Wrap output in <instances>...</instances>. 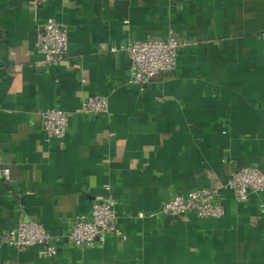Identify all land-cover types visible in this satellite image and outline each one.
<instances>
[{
	"label": "crops",
	"instance_id": "crops-1",
	"mask_svg": "<svg viewBox=\"0 0 264 264\" xmlns=\"http://www.w3.org/2000/svg\"><path fill=\"white\" fill-rule=\"evenodd\" d=\"M50 17L69 51L39 66ZM172 35L187 42L176 69L130 83L125 47ZM94 94L108 113L81 110ZM48 108L70 114L64 138L46 136ZM244 166L264 171V0H0V264H264L263 192H223L221 217L137 216ZM109 196L124 235L70 242L73 216ZM20 219L53 233L57 255L3 243Z\"/></svg>",
	"mask_w": 264,
	"mask_h": 264
},
{
	"label": "built area",
	"instance_id": "built-area-1",
	"mask_svg": "<svg viewBox=\"0 0 264 264\" xmlns=\"http://www.w3.org/2000/svg\"><path fill=\"white\" fill-rule=\"evenodd\" d=\"M186 43V40L179 41L173 35L167 39L147 38L130 42L125 47L131 60L129 82L145 85L158 73L174 71L179 49ZM35 46L43 54V58L37 63L39 66L59 63L69 51L67 28L56 18L50 17L39 31ZM81 110L89 113H108L109 99L103 94L90 95L82 101ZM42 120L46 136L64 138L69 128L70 114L60 108H48L43 113ZM2 171L8 178L9 168H3ZM225 191L231 192L238 202L248 201L252 193H264V171L252 166L235 169L220 186L177 193L163 200L157 211L149 214L139 212L137 216L145 218L147 215H167L180 219L194 213L202 218L221 217L225 214L222 200ZM116 219L117 201L114 197L95 200L88 214L73 216L66 236L78 247L104 244L112 235H124ZM1 241L16 249L41 245L50 256L57 255L56 236L38 221L20 219L1 236Z\"/></svg>",
	"mask_w": 264,
	"mask_h": 264
}]
</instances>
